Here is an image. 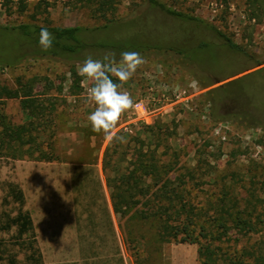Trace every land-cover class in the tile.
<instances>
[{
  "label": "rangeland",
  "instance_id": "374dc122",
  "mask_svg": "<svg viewBox=\"0 0 264 264\" xmlns=\"http://www.w3.org/2000/svg\"><path fill=\"white\" fill-rule=\"evenodd\" d=\"M15 1L2 5L0 0L1 25L80 26L87 29L89 42L112 46L88 47L70 57L35 55L28 47L26 55L14 54L19 59L13 56L0 62L2 85L17 88L19 79L26 83L37 77L36 93L55 97L62 88L55 116L54 152L58 158L37 161L0 157L1 221L18 211V203L9 195L8 184L13 182L24 189L42 228L45 214L51 210V232L58 237L46 239L48 245L73 247L104 240L114 244L115 237H98L100 232L107 233L106 201L111 196L103 157L111 141L102 132H93L87 119L95 108L87 101L86 89L91 82L79 75L80 86L75 87L79 78L70 69L89 56L102 59L107 53H114L119 62L125 51L139 52L145 63L122 90L131 94L134 103L149 101L151 114L146 123L136 118L134 107L127 110L116 134L140 135L153 144L147 125H163L160 140L170 147L168 151H179L181 164L200 161V172L206 175L194 185L196 203L223 196L229 206L235 203L241 210L251 206L264 219V73L260 71L264 67V0H161L200 21L170 14L149 0H113L116 9L101 14L93 12L100 0ZM24 2L27 6L22 10ZM216 29L239 48L228 46ZM201 43L206 45L201 47ZM7 45L0 34V49ZM16 47L11 43L7 48L13 51ZM231 81L235 82L223 90L221 98L216 95L211 101L207 91ZM203 83L211 86L203 88ZM4 110L15 123L29 119L18 98L6 99ZM165 152L161 146L159 153L167 157ZM260 227L257 233L236 232L240 242L225 243L224 251L232 252L235 246L258 247L264 240V226ZM136 229L142 233L141 226L136 225ZM120 231L123 235L121 227ZM153 232L154 226L143 222V235L152 238ZM16 233V227L0 231L6 254L0 264H10L9 256H15L17 264H30L26 261L28 250L14 242ZM44 240L40 238L42 244ZM155 242L141 250L142 264H198L197 244Z\"/></svg>",
  "mask_w": 264,
  "mask_h": 264
},
{
  "label": "trees",
  "instance_id": "16d2710c",
  "mask_svg": "<svg viewBox=\"0 0 264 264\" xmlns=\"http://www.w3.org/2000/svg\"><path fill=\"white\" fill-rule=\"evenodd\" d=\"M153 6L164 11L189 20L200 21L198 17L186 14L169 7L161 0H149ZM227 2L228 0H224ZM15 0H3L2 5H9ZM23 2V0H17ZM254 4L256 2H253ZM24 2L22 10L26 9ZM116 9L113 0H100L93 9L94 14L109 9ZM110 22H113L112 20ZM108 26V25H105ZM41 27H46L52 33L54 40L52 47L47 51L39 44ZM218 34L225 38L228 46L239 48L225 33L216 29ZM87 29L80 26H50L22 23L17 26H3L0 24V34L10 45L15 43L17 49H0V62H5L12 57L19 59L15 53L27 54L30 47L35 55L74 56L79 55L88 47L99 46L107 48V42L94 45L85 38ZM206 43H201L204 47ZM200 48V47H199ZM259 62L258 65H262ZM264 73V67L260 69ZM71 74L79 78L77 68L70 69ZM114 81L116 77H112ZM37 77L28 82L21 79L17 88L0 84V157L12 160L31 159L37 161H53L58 157L54 152V143L57 134L56 113L58 95L49 97L48 93L34 91ZM237 81V80H235ZM224 83L207 93L211 101L216 95L221 98L223 90L230 84ZM75 87L80 86V78L76 79ZM203 88L210 84L203 83ZM225 93V92H224ZM8 98L20 99L22 109L29 119L23 123L13 122L5 112V101ZM213 112V111H212ZM163 125H147V132L153 144L140 135L117 136L123 137V142L113 140L107 146L103 157V168L106 172L107 185L110 188L111 202L115 214L120 220V227L124 235L126 246L132 250L136 264H142L141 250L152 246L153 240L158 244L165 243H193L198 245V264H264V240L258 247L238 249L232 252L224 251L225 243L237 244L240 238L236 232H260L264 226V219L260 213L251 206L244 210L237 204L229 206L225 197L218 200H207L198 204L194 201V185L204 180L205 173H201L200 161L195 165L181 164L180 152L162 143L161 130ZM155 148L152 149V146ZM163 146L167 152L159 153ZM169 154V155H168ZM199 169V170H198ZM9 195L19 207L16 215H7L4 221L0 220V231L9 232L16 227L14 242L20 248L29 252L26 261L30 264H44L43 255L38 245L37 234L33 218L25 208L26 198L20 185L10 182ZM227 193L224 194V196ZM244 214L246 216H244ZM143 222L154 226L152 238L143 235ZM140 224V225H139ZM141 226L142 233L136 229ZM137 233L139 235H137ZM4 241L0 238V260H5ZM10 264H17L15 256H9Z\"/></svg>",
  "mask_w": 264,
  "mask_h": 264
},
{
  "label": "clouds",
  "instance_id": "9594fccd",
  "mask_svg": "<svg viewBox=\"0 0 264 264\" xmlns=\"http://www.w3.org/2000/svg\"><path fill=\"white\" fill-rule=\"evenodd\" d=\"M54 37L46 27H41L39 44L47 51L52 47ZM145 63L139 52L125 51L121 53L119 62L114 53H107L102 59L87 57L82 64L77 65V73L91 82L87 87V101L95 105L87 119L91 129L96 133H103L108 141L120 140L116 129L122 115L134 107L131 94L122 90L123 84L129 81L138 67ZM112 77H116L117 83Z\"/></svg>",
  "mask_w": 264,
  "mask_h": 264
},
{
  "label": "crops",
  "instance_id": "0c3cea01",
  "mask_svg": "<svg viewBox=\"0 0 264 264\" xmlns=\"http://www.w3.org/2000/svg\"><path fill=\"white\" fill-rule=\"evenodd\" d=\"M97 166L100 168V163H97ZM24 194L26 198L25 208L30 211L33 218L38 245L43 255L44 264H136L132 255V250L130 247L126 246L124 235L121 234L117 219L118 215L114 212L111 199L110 201H106L107 204L105 203L107 205V228H105L107 233L100 232L98 237H103L105 235L115 237V241H113L114 244H106V241L104 240V242L94 245L83 244L73 247H60L57 244L48 245L46 240L58 237L57 234L51 232V219H53L51 210L45 214L42 228L39 220L35 218L33 209L29 204L25 191ZM71 215H74V213L70 214V216ZM65 217L69 218V215L67 214ZM71 218L74 221V217L71 216ZM41 237L45 239L43 244L40 242Z\"/></svg>",
  "mask_w": 264,
  "mask_h": 264
},
{
  "label": "built area",
  "instance_id": "2783aa9c",
  "mask_svg": "<svg viewBox=\"0 0 264 264\" xmlns=\"http://www.w3.org/2000/svg\"><path fill=\"white\" fill-rule=\"evenodd\" d=\"M178 96V95H177ZM149 101H137L134 103V110L136 111V118L143 120L146 123L150 122L151 109L149 107Z\"/></svg>",
  "mask_w": 264,
  "mask_h": 264
}]
</instances>
